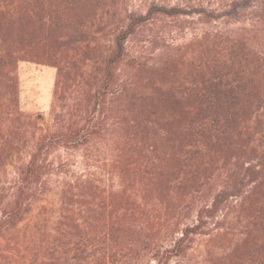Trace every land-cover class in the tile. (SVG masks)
Returning a JSON list of instances; mask_svg holds the SVG:
<instances>
[{
	"label": "trees",
	"instance_id": "16d2710c",
	"mask_svg": "<svg viewBox=\"0 0 264 264\" xmlns=\"http://www.w3.org/2000/svg\"><path fill=\"white\" fill-rule=\"evenodd\" d=\"M218 5L0 0V264H264V0ZM192 14L228 26L130 48ZM21 61L57 68L50 124Z\"/></svg>",
	"mask_w": 264,
	"mask_h": 264
},
{
	"label": "rangeland",
	"instance_id": "374dc122",
	"mask_svg": "<svg viewBox=\"0 0 264 264\" xmlns=\"http://www.w3.org/2000/svg\"><path fill=\"white\" fill-rule=\"evenodd\" d=\"M228 2L229 0H118V11L121 14L126 12L146 13L152 4L166 6L180 5L186 10H193V8H209L211 5L217 7L219 6L218 4L221 5ZM227 26L224 20L220 22L207 21L196 14L181 17L160 16L159 20L153 22V24L143 27L142 33L133 37L129 42V46L133 50L138 46H144L146 48L145 56L147 60L164 58L165 54L172 53L178 46L184 45L204 30H216L218 28H226ZM231 26L233 25L231 24ZM109 36L106 33L103 37L102 47L108 46ZM17 73L20 86V110L24 114L40 115L42 118V120H39L40 124L44 123L46 125L52 123L54 112L57 110L56 106L54 107L57 68L50 65L21 61L18 65ZM67 102H71V97L68 98ZM58 152L64 157L67 156L65 150ZM55 154L58 155L54 151L51 154V158H54ZM71 158L75 162L80 160L78 159L80 158L78 153ZM77 170H81V168H77ZM0 172V187H8L15 175L14 167L8 165ZM199 238L202 239V237ZM148 264L156 263L152 260Z\"/></svg>",
	"mask_w": 264,
	"mask_h": 264
}]
</instances>
